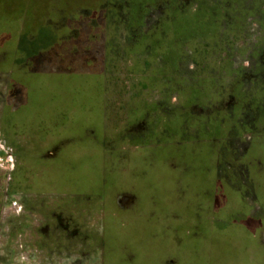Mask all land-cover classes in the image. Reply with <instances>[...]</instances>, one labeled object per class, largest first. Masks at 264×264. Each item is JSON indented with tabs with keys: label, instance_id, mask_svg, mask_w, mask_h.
Masks as SVG:
<instances>
[{
	"label": "rangeland",
	"instance_id": "rangeland-1",
	"mask_svg": "<svg viewBox=\"0 0 264 264\" xmlns=\"http://www.w3.org/2000/svg\"><path fill=\"white\" fill-rule=\"evenodd\" d=\"M41 1L39 9L44 17L37 19L16 18L21 2L0 0V264H43L33 253L43 250L26 242L37 236L34 226L42 224L39 206L50 205L54 199L55 209L69 211L74 190H104L106 202L113 190L136 193L139 203L133 209L106 217L105 235L109 228H122L124 235L144 241H169L181 239L189 230L200 241L211 242L201 244L196 264H243L246 258L247 264H264L262 252L254 251L260 248L257 240L264 220L261 227L251 223L256 233L252 239L247 211L238 209L240 205L220 201L216 211L209 205L218 189L242 190L244 199L255 191L257 203L262 198L264 205V131L250 121L255 109L251 98L252 102L246 99L240 107L246 130H231L238 104L235 83H227L229 73L233 74L229 60L234 65L240 63L254 53L246 50L251 43L264 42V32L260 33L264 0H152L140 28L149 32L146 34L154 28L157 37L173 32L168 40H160L164 47L175 46L176 60L172 57L167 64L179 63L166 83L135 80L139 69H144L141 62L132 64L128 46L140 40H127L113 60L100 64L103 69L94 63L87 69L66 62L63 66H42L35 55L38 40L48 45L54 32L62 45L69 48L77 42L90 56L91 49H99L103 43L104 20L73 19L75 12L61 6V0ZM68 1L83 7L101 0ZM111 21L110 33L116 32V20ZM96 39L100 40L98 47ZM54 43L59 42L54 39L51 45ZM155 43L161 44L154 42L153 52ZM48 61L53 62L46 52ZM62 62L59 59L57 63ZM153 69L168 76L165 66L155 64ZM251 87H247L250 97L254 92ZM34 91L45 98L39 117L22 120L25 115L20 114L16 118L19 122H12L11 108L18 109V114L23 97ZM139 95L150 98L141 99L135 108ZM154 102L147 111L146 105ZM133 120L139 124L133 125ZM41 150L44 157L36 160ZM46 190L61 192L53 198L43 193ZM230 195L241 197L238 192ZM250 205L246 201L243 208L250 209ZM208 215L216 229L207 225L211 223ZM74 220L78 222L76 216ZM243 225L248 239L242 240L233 234ZM109 243L105 251L108 262L115 254L122 263H136L146 248L139 245L141 250L134 246L128 250L121 246L113 251ZM79 246L84 244L77 245L78 252L82 251ZM149 252L160 260L177 258L169 249L161 256ZM63 257L67 258L61 256L55 264L92 262L81 253Z\"/></svg>",
	"mask_w": 264,
	"mask_h": 264
},
{
	"label": "crops",
	"instance_id": "crops-1",
	"mask_svg": "<svg viewBox=\"0 0 264 264\" xmlns=\"http://www.w3.org/2000/svg\"><path fill=\"white\" fill-rule=\"evenodd\" d=\"M18 1H20L22 5L21 8L18 11H16L17 14L15 16L16 18L39 19L41 17H44V13H42L39 9L43 7V3L41 0H15V2ZM61 3H62L61 6L65 5V7H68L69 9L72 10V13L75 12L76 15H72L71 17L73 19L99 18L104 20L102 21V24H104L102 26L103 31H101V33L104 36L102 37L103 43H101L102 45H100L99 49L98 48L91 49L92 51L91 53L92 57H91V55L89 56L88 54L84 53L85 51L83 52L82 49H80L77 42L75 43L76 45H73L71 47L69 46V48H67L68 46L62 45V43L56 38L58 34L53 32L54 37L50 40L51 42L48 45H41V39L38 40V47L36 49V54L35 53L34 54L37 56L38 61H40L39 64H41L42 66L46 65V66L54 67L57 65L63 66L64 62H66L68 66L77 64L80 67H85L87 69V68H91L94 63L95 65L103 69V66L100 64L106 61L110 62L111 60L108 59L113 60L118 50L120 51L121 48H124L127 40L132 42H135V40H140L139 43L137 42L134 43L132 47H130V45L128 46L129 50L131 51L129 56L132 57L131 59L132 64L136 65L138 63L140 64L141 62L140 66L144 69V70L139 69L140 70L139 73L135 75V80L139 81V83L141 82L140 78L142 79L146 78L147 81H149L150 79L152 81H156V83L170 82V80H168V78L170 77V72L173 69L176 70L177 66L179 65L178 62L173 66L167 64L172 57H174L173 61L176 60L177 55L173 53V47L175 50V46L174 44H171V46L164 47V43L160 42V40H168V37L169 36L171 37L173 32L172 31H170L169 33L165 32L162 35L164 38L161 39L162 36L160 37H157L156 35L154 36L155 33H153L152 31L154 30V28H152V30H149L150 34H146L149 32L143 31L145 33V36L140 28L141 26L144 25V19L146 18V13L150 11V8H152L151 7L153 5L152 0H139V1L101 0L100 2L95 3L93 6L87 4L86 6L83 7H80L79 5H75L74 3L68 0H61ZM70 3H72V5H70ZM57 6L58 5H55L54 8L56 7L57 9ZM106 13H108V17H106ZM165 15L167 18L166 12ZM169 16L173 18L171 12ZM112 19L116 20L115 21L116 27L114 28L116 32L110 33L113 26H109V23L110 22L112 24L114 23L111 21ZM164 20L166 19L164 18ZM121 30L124 31L123 32L124 41L122 43L120 42L121 40H119V36L121 35L120 33ZM64 31L66 32V30ZM263 32H264V28L262 27L260 33L262 34ZM36 34L38 35L39 31H37L35 35ZM79 34L81 35V33ZM114 35L117 37H115ZM44 37L45 34L43 35L42 41L45 40ZM54 39L59 43H54L53 45H51ZM99 41H100L99 39H96L94 43L96 47H98ZM156 41L161 44L159 45L155 43V45L157 46L155 47V51L153 52L151 49L153 47V43ZM246 50H248L249 53L250 52H254V53H250L247 58H242L243 61L240 62L241 64L235 62L234 65L232 63L233 60L232 59H231L232 61L229 60V67L231 68L232 66L233 69L231 71H233V74L229 73L230 76L227 80V83L229 82L235 83L234 88L236 90L235 92L236 102L238 104L236 109V115L234 116L236 122L233 124L232 127L233 129L231 130H234L236 132L241 130H246L245 126L243 128V125L241 124L244 120L243 117L244 114L241 112L240 107L242 106L243 102L246 99L250 101L251 99H253L254 101L253 104L255 109L254 112L251 114L250 121H252L254 124H258L261 127V130L264 131V42L262 43L253 42L248 48H246ZM46 52L50 55V58L53 61L52 63H49V61L46 62ZM66 53H69L65 55L67 59L64 58L63 56ZM106 56L107 59H105ZM241 56H243L242 53ZM97 58L100 61L97 62L94 61V59ZM59 59L60 61L63 60L61 64L57 63ZM155 64H159L160 66H165L167 69H169L168 76H162L165 75L163 72H160L159 69H153ZM111 67H113V64H110V68ZM237 67H239L238 70ZM248 86L250 87L252 86L251 89L253 88L254 91L251 97L248 93L249 92L247 89ZM162 95L163 93L161 91V96ZM26 96L23 97V100L21 102L22 103V105L20 106L21 113L19 111L17 114L18 109L11 108L12 112L10 113H11L12 122H19L17 119L19 118L20 114L21 116L25 115V118L21 117L22 120L24 119L28 120L33 117H36L37 119L40 113L42 112V107H43L42 105L45 102L44 101L45 98L42 97L41 92L34 91L33 94H31L30 96L28 95L27 98ZM169 97L172 98L171 95ZM145 98L149 99L150 95L137 96L136 106H133L132 104L129 103L127 104L129 106L138 108L140 105V100ZM155 103L157 102L146 105V110L148 111V106H151ZM147 111H146V115H147ZM147 117L148 116H146V120ZM218 122L220 124L221 121L218 120L217 123ZM131 123L135 125L138 122L133 120L131 121ZM246 124L247 123H245V125ZM220 128L222 130L225 129L223 124L220 125ZM22 130H24V128H22ZM38 133L41 136H43L44 134V132H40V131ZM141 133H142V129H141ZM141 133H139V135H141ZM50 134L52 136V133ZM235 138H237L238 141H240L239 137H235ZM241 138L243 139V135H241ZM238 141L236 143H238ZM261 149L264 152L263 147H261ZM43 151L44 150L39 151L37 155L38 158H35L36 160L44 157L43 155L41 156ZM259 166L261 165L259 164ZM74 191L75 192H72V194H74L75 197L71 199V208L69 209V211L67 210L68 212L62 209H55L53 206L54 199L51 200L52 203L50 205L46 203H42L39 206V212L43 215L42 224H40L39 226L38 225L34 226L33 228L34 230L33 229L32 230L33 233L36 234L37 236L32 237L33 239L31 240H26V242L34 243L37 245L39 249L43 250L39 252L38 251L33 252L36 254V256L39 259L42 260L43 264H55L56 262L60 263V261L58 260H61V256L62 258H67L63 256H67V254L70 255V253L72 252L74 254L81 253V255H83L85 260L88 259L92 260L91 264H151V263L196 264V260H198L200 257L199 255L200 249L203 247L201 246V244L205 242L211 243L210 241L207 240L200 241L198 239V235H192V233L189 234V230H186V235H182L181 239L169 240V241L166 240L144 241L137 238L134 235L133 236L124 235L125 233L122 232V228L121 229L109 228L107 230V234L105 235L104 228L106 227L105 226L106 217H109V215L110 216L115 215L116 211L119 210L133 209V207L139 203V198H137L136 193L130 190H118V191L113 190L111 193L112 197L108 198L109 200L106 202L105 199L106 197L104 196L106 195L107 192L105 193L104 190H74ZM227 191L220 189L214 190L215 197L214 199H211L209 205L213 209H215V211H216V206L221 204L220 201L233 203L235 204L234 205L235 207H238L237 205H240L241 208L238 207V209H240L241 211L244 210L247 211V217L249 222L248 224H250L248 235H250L251 238L253 239L254 237H256V233L254 232V229L251 230V223L254 222L255 224L261 227L262 221L264 220V208H263L264 205L262 198L257 203L256 201L257 198L254 197L257 196V193L255 191L253 192L252 190L250 194L246 195L245 199L242 196V190H227ZM230 191H235V192L233 193ZM60 192L61 190H46L43 193H47L50 196H53V198H55ZM237 192L238 195L241 196L240 198L229 197L231 196L230 194H235ZM223 196H227V197L224 198ZM222 198L224 200H222ZM246 201L249 202V204H251L250 209L248 206L245 209L243 208L245 206ZM44 205L46 206L44 207ZM252 205H254V208L252 207ZM108 207H111L110 210H112V212L108 210L109 209ZM74 216L78 218V222L74 220ZM207 218L209 219V222L211 221L210 224H207L211 226L209 228L216 229V226H214L215 222L212 219L211 215H208ZM199 221H201V219ZM234 235H237V237H240L242 240L244 238H247L245 237L246 235L245 225L241 226V228L237 230L236 233L234 232L233 236ZM92 243H94V245H92V247H94V250L93 249L91 250L90 248V245ZM108 243H109V248L112 245L113 251H116L121 246L127 248L128 250H130L131 247L133 246L140 249L139 245L143 247L145 246L146 248L143 249L145 250V252L144 254L138 257L136 263H132V262L122 263L118 258V256L115 254L113 255L111 262L110 261L108 262L105 256V251ZM80 244H84V247L82 248V246L81 247L79 246V249L80 250L82 249V251L78 252L77 245ZM257 244H259L260 248L255 247L254 251L257 252L258 254L259 252H262L263 263H264V230H262L257 240ZM246 247H248V245H246ZM66 249L68 251H66ZM166 249H169L170 251H174V253L176 252L177 258L173 256H169L166 257L165 260H163L162 258L160 260L158 255L155 257L152 256L149 252V251L152 252L153 250L156 254H159L161 256V252ZM190 251L192 252V254H190ZM12 255H13L12 252H10V256ZM179 255L183 256V258L180 257ZM247 256H249V254ZM188 257H190L191 260L190 262L188 261L189 259ZM129 260L132 261L133 260L132 257L129 258ZM247 262L248 261L246 258L243 264H247ZM71 263L72 262H70V264ZM22 264L24 263L22 262Z\"/></svg>",
	"mask_w": 264,
	"mask_h": 264
},
{
	"label": "flooded vegetation",
	"instance_id": "flooded-vegetation-1",
	"mask_svg": "<svg viewBox=\"0 0 264 264\" xmlns=\"http://www.w3.org/2000/svg\"><path fill=\"white\" fill-rule=\"evenodd\" d=\"M11 116V115H10Z\"/></svg>",
	"mask_w": 264,
	"mask_h": 264
}]
</instances>
